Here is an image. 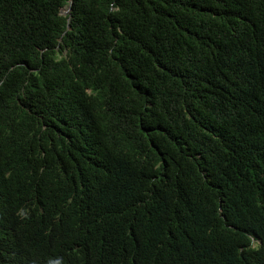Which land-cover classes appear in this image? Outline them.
Segmentation results:
<instances>
[{
  "label": "trees",
  "instance_id": "16d2710c",
  "mask_svg": "<svg viewBox=\"0 0 264 264\" xmlns=\"http://www.w3.org/2000/svg\"><path fill=\"white\" fill-rule=\"evenodd\" d=\"M71 1L0 0V264H264V0Z\"/></svg>",
  "mask_w": 264,
  "mask_h": 264
},
{
  "label": "water",
  "instance_id": "95a60500",
  "mask_svg": "<svg viewBox=\"0 0 264 264\" xmlns=\"http://www.w3.org/2000/svg\"><path fill=\"white\" fill-rule=\"evenodd\" d=\"M71 2H72L71 0H68L69 5H68L67 9L65 10V12H62V10H61L60 14H62V15H68L69 14Z\"/></svg>",
  "mask_w": 264,
  "mask_h": 264
},
{
  "label": "clouds",
  "instance_id": "9594fccd",
  "mask_svg": "<svg viewBox=\"0 0 264 264\" xmlns=\"http://www.w3.org/2000/svg\"><path fill=\"white\" fill-rule=\"evenodd\" d=\"M66 9H67V7H66V8H63V9H62V12H63V10H66Z\"/></svg>",
  "mask_w": 264,
  "mask_h": 264
}]
</instances>
